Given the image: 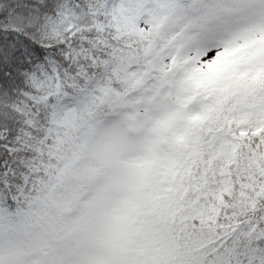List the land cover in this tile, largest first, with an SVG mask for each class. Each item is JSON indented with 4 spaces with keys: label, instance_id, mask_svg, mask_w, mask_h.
<instances>
[{
    "label": "snow or ice",
    "instance_id": "1",
    "mask_svg": "<svg viewBox=\"0 0 264 264\" xmlns=\"http://www.w3.org/2000/svg\"><path fill=\"white\" fill-rule=\"evenodd\" d=\"M0 264H264V0H0Z\"/></svg>",
    "mask_w": 264,
    "mask_h": 264
}]
</instances>
